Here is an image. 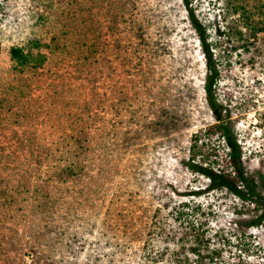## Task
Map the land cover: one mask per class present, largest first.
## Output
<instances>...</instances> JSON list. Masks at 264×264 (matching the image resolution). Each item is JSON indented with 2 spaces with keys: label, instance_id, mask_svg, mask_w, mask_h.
<instances>
[{
  "label": "rangeland",
  "instance_id": "374dc122",
  "mask_svg": "<svg viewBox=\"0 0 264 264\" xmlns=\"http://www.w3.org/2000/svg\"><path fill=\"white\" fill-rule=\"evenodd\" d=\"M188 1L209 26L216 97L243 165L264 179V33L245 25L263 17L264 0ZM46 2L0 0V264H197L188 223L232 229L239 216L232 195L186 164L192 135L215 119L185 2L56 0L68 48L33 49L47 61L18 73L11 47L50 43L51 25L38 21ZM166 114L168 135L151 130ZM203 141L197 162L223 154L220 134ZM251 233L239 249L226 245L220 264H264V228Z\"/></svg>",
  "mask_w": 264,
  "mask_h": 264
},
{
  "label": "trees",
  "instance_id": "16d2710c",
  "mask_svg": "<svg viewBox=\"0 0 264 264\" xmlns=\"http://www.w3.org/2000/svg\"><path fill=\"white\" fill-rule=\"evenodd\" d=\"M55 1L56 0H47L45 9L42 10L38 16L40 24L47 27L51 25L52 27L50 43H45L43 39L35 37L29 41L28 47H11L9 53L14 71L24 73L28 70L35 71L43 67L48 58L47 54L40 51L34 53L32 51L33 49L40 50L42 47H46L50 49V51L55 52L61 48H68L71 38L68 33H66L67 28L64 27V30L61 28V19L62 16H64V11L60 12L59 9H54ZM183 1L185 2L187 18L197 34L201 51L205 59L207 72L204 81V92L209 108L215 119V123L208 126L205 131L197 132L192 135L189 157L186 164L190 170L208 179L209 183L207 184V188L209 190L232 195L234 200H237L235 206L237 209H235V213L239 216L232 221V229L219 227L216 230L209 227L206 228L205 223H188L190 229L194 232L192 236L194 243H191L189 248L191 254L196 257L197 264H220L222 261L225 262L223 256L224 253L226 254L227 252V246L229 248L239 249L243 245V239H248V237L252 236V229L264 228V179L260 175L259 178L250 175L243 165V150L234 129L230 125L231 117L216 97V86L222 77V71L213 57L212 43L208 33L209 26L195 13L188 0ZM241 9L245 11L244 7H241ZM245 25L253 32L254 36L261 32L264 33V15L259 21H255V23H253L250 17H247ZM84 34L85 32L79 31V35L86 38ZM79 42L81 41L75 40V44L78 45ZM81 43L82 46L88 48L87 52L89 55L97 52L95 49V42L88 44V42L86 43V41H83ZM244 47L245 52L249 53L250 45L247 43ZM249 61L254 65L255 56L250 57ZM170 120L171 119H169L166 114L157 117L149 126L151 130L155 132L165 131L168 135L171 126L169 123ZM216 133L220 134L223 140V154L219 155L217 153L218 150L215 149L213 151L215 153L204 154L201 158L202 162H197L196 159L200 155L201 145H207L206 141L201 142V138ZM209 146L210 145H208V147ZM212 156L216 158L210 160ZM217 158H220V160L218 161ZM244 204L248 206L247 210H250L251 207L254 208V214L252 216L244 217L245 213L244 210H242V208H245ZM186 206L187 204L184 203L177 208L176 219L178 221H181L186 216V209L184 208ZM247 213L250 214L249 211H247ZM216 239L217 241H215ZM231 239L237 240V243L231 244Z\"/></svg>",
  "mask_w": 264,
  "mask_h": 264
}]
</instances>
